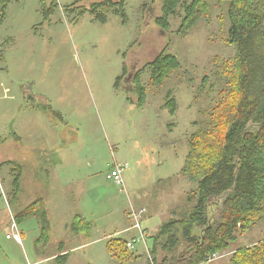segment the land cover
<instances>
[{
  "label": "rangeland",
  "instance_id": "rangeland-1",
  "mask_svg": "<svg viewBox=\"0 0 264 264\" xmlns=\"http://www.w3.org/2000/svg\"><path fill=\"white\" fill-rule=\"evenodd\" d=\"M147 1L10 0L0 26V264H118L107 242L139 235H117L133 226L129 209H153L147 233L188 204V137L213 105L217 60L235 54L229 7L207 0L209 18L181 36L182 17L163 30L160 2L143 11ZM165 48L180 67L159 84L148 63ZM117 165L122 187L107 179ZM75 216L94 223L90 239ZM262 241L264 219L209 264ZM133 252L128 264H149L144 243Z\"/></svg>",
  "mask_w": 264,
  "mask_h": 264
},
{
  "label": "trees",
  "instance_id": "trees-1",
  "mask_svg": "<svg viewBox=\"0 0 264 264\" xmlns=\"http://www.w3.org/2000/svg\"><path fill=\"white\" fill-rule=\"evenodd\" d=\"M149 1L143 11L149 3L160 2L162 14L156 23L163 30L171 28L172 18L182 17L176 32L181 36H187L211 12L207 0ZM217 2L228 3L230 26L226 40L234 46L235 54L217 60L216 82L212 85L216 90H211L213 105L202 120L194 123L196 129L188 137L181 174L196 184L186 195L188 204L173 208L170 217L151 235L148 233L155 264H209L212 256L230 250L239 234L245 235L264 219V0ZM9 3L0 0V26ZM167 51L165 48L148 63L159 84L180 67L178 58ZM176 111L177 105L170 107L172 115ZM38 204L27 207L20 217L34 214ZM133 208L129 209V218ZM40 216L43 233L48 235L52 230L48 214L44 211ZM74 225L77 232L91 238L95 228L92 221L75 216ZM130 228L117 235L132 231ZM127 242L123 236L107 242L118 264L136 258ZM226 264H264V241L235 250Z\"/></svg>",
  "mask_w": 264,
  "mask_h": 264
},
{
  "label": "built area",
  "instance_id": "built-area-1",
  "mask_svg": "<svg viewBox=\"0 0 264 264\" xmlns=\"http://www.w3.org/2000/svg\"><path fill=\"white\" fill-rule=\"evenodd\" d=\"M126 168V165H117L110 173L107 174V179L109 181H112L114 182L117 186L119 187H122L124 186V179H123V172ZM147 213V211L145 210V208H141V209H135L133 208L132 211H131V215H130V219L132 220L133 222V226H131L130 230H137L139 232V236L137 237L138 239H135L133 241H130L127 243V247L130 249V250H134L136 249L135 245L136 243L138 242H141V243H144L146 245V253H147V257L150 261L151 264H155V257L153 256V254L151 253V250L148 248L147 246V241H146V238H148V233H146L143 229H142V219L144 217V215ZM15 221L14 219L12 220V226L15 227ZM17 226V225H16ZM141 236H143V241L141 240ZM146 237V238H145ZM15 238L17 240H19V235L16 234L15 235ZM217 255H214L212 256L209 261H214L217 256Z\"/></svg>",
  "mask_w": 264,
  "mask_h": 264
},
{
  "label": "crops",
  "instance_id": "crops-1",
  "mask_svg": "<svg viewBox=\"0 0 264 264\" xmlns=\"http://www.w3.org/2000/svg\"><path fill=\"white\" fill-rule=\"evenodd\" d=\"M57 166V165H56ZM51 183H52V180H51ZM148 209V208H147ZM172 209V208H171ZM153 209H151V208H149V210H148V215H151L152 213H153V211H152ZM168 210H170V209H168ZM152 211V212H151ZM147 217V216H146ZM168 218L170 217V214L167 216ZM146 225V227H145V229L148 231L147 233H152L154 230H150V225L149 224H145ZM118 234V233H117ZM151 235V234H150ZM134 237H136V236H134ZM129 241V240H128Z\"/></svg>",
  "mask_w": 264,
  "mask_h": 264
},
{
  "label": "bare ground",
  "instance_id": "bare-ground-1",
  "mask_svg": "<svg viewBox=\"0 0 264 264\" xmlns=\"http://www.w3.org/2000/svg\"><path fill=\"white\" fill-rule=\"evenodd\" d=\"M138 236H139V235H138ZM138 236L133 237L132 239H130V240H129L130 243H131V241H133V240H135V239H138V238H137ZM145 238H146V237H145ZM143 239H144L143 236H141V240H142V241H143ZM138 240H139V239H138ZM129 241H128V242H129ZM128 242H127V243H128ZM138 243H139V242H138ZM138 243H136V245H137ZM136 245H135V246H136ZM135 248H136V247H135Z\"/></svg>",
  "mask_w": 264,
  "mask_h": 264
}]
</instances>
